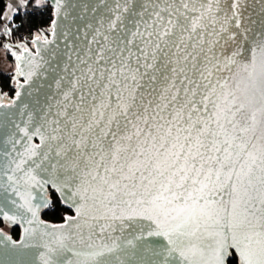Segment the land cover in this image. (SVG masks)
Returning a JSON list of instances; mask_svg holds the SVG:
<instances>
[{
    "label": "snow or ice",
    "instance_id": "6c2138e0",
    "mask_svg": "<svg viewBox=\"0 0 264 264\" xmlns=\"http://www.w3.org/2000/svg\"><path fill=\"white\" fill-rule=\"evenodd\" d=\"M221 4L145 0L138 14L148 19L113 46L109 34L122 30L133 7L116 0L105 45L91 63L81 61L87 70L41 134L48 147L41 163L80 179L77 216L106 221L101 233L116 231L118 221L121 236L109 233L81 251L65 225L41 233L39 245L28 242L36 230L25 229L20 246L41 247L40 264H224L228 248L240 264H264V33L251 59L238 64L245 0ZM233 66L239 71L213 83ZM72 92L79 101L70 112ZM18 207L36 216L28 200Z\"/></svg>",
    "mask_w": 264,
    "mask_h": 264
},
{
    "label": "water",
    "instance_id": "95a60500",
    "mask_svg": "<svg viewBox=\"0 0 264 264\" xmlns=\"http://www.w3.org/2000/svg\"><path fill=\"white\" fill-rule=\"evenodd\" d=\"M45 1L53 11L49 26L38 29L24 41H7L13 50L14 66L12 64V68L6 71L13 72L10 86L14 87V94L11 98H5L0 93V208L3 209L0 220L10 227H18L20 236L14 239L0 232V264H40L41 247L20 246V242L26 238L25 229L36 230V239H29L28 242L39 245L41 233L52 232L54 228L65 225L64 232L73 238L75 247L81 251H87L89 242L102 243L109 233L113 237L121 236L118 221L116 231L109 229L101 233V227H107L106 221L97 222L77 216V208L83 203L78 191L80 179L63 169L53 171L48 161L41 163L43 154L48 151L47 142H41V134L47 135L51 131V122L60 119L59 114L68 103L64 98L65 93L72 90V84L81 77L82 70H87L86 63L81 61L91 63L90 57L94 58L96 52L105 45L104 34H107L106 26L112 17L110 10L116 0H61L59 6L55 0ZM226 2L222 0L221 6ZM144 3L145 0H131L133 7L125 14L122 30L109 34L113 46L118 38L128 39L137 23L143 25L144 20L148 19L147 14L143 20L138 14L143 11ZM242 12L243 24L248 32L247 39L239 42V55L235 57L240 65L251 59V49L256 47L257 40L264 33V0H245ZM102 21L105 25L103 28ZM97 29L101 34H97ZM233 50H236V45L224 51L227 56H231ZM259 55L257 52L258 59ZM17 65L20 75H17ZM237 71L239 69L233 66L232 72L224 69L211 79L215 83L217 76L231 77ZM196 99L199 101L200 96ZM69 100L72 101L68 108L71 112L74 111L73 105L79 101V93L72 92ZM209 111H212L211 106ZM37 129L40 131L37 132ZM25 130L28 135H25ZM33 152L36 154L33 155ZM9 176L13 177L15 183L8 180ZM30 177H35V180ZM49 193H53L61 206L71 212L64 216L61 223L52 224L41 219V213L52 204ZM224 198H228L226 194ZM25 200L31 203L36 212L35 217L25 208L18 207ZM4 213L15 216V221L5 220ZM141 223L145 226L149 224L148 221ZM161 243L164 242L161 240ZM14 244L17 246L13 247ZM226 251L224 264L228 263L232 252L240 260L235 248ZM65 256L68 260L76 259L70 252L65 253Z\"/></svg>",
    "mask_w": 264,
    "mask_h": 264
},
{
    "label": "trees",
    "instance_id": "16d2710c",
    "mask_svg": "<svg viewBox=\"0 0 264 264\" xmlns=\"http://www.w3.org/2000/svg\"><path fill=\"white\" fill-rule=\"evenodd\" d=\"M7 0H0V21L3 16ZM35 0H28L27 5L16 12L13 15L10 23V34L13 41H21L23 38L33 34L35 31L41 28H47L52 21L53 11L48 4L43 6H37ZM8 59L11 60V56L7 55ZM10 79L11 75L8 72L0 71V91H10ZM69 211L61 206L56 196L53 198L52 205L47 211L41 213V219L45 222L57 224L64 220V216ZM14 238H19L20 230L17 228L13 229L11 234ZM227 264H240V260L234 252H232L228 258Z\"/></svg>",
    "mask_w": 264,
    "mask_h": 264
},
{
    "label": "crops",
    "instance_id": "0c3cea01",
    "mask_svg": "<svg viewBox=\"0 0 264 264\" xmlns=\"http://www.w3.org/2000/svg\"><path fill=\"white\" fill-rule=\"evenodd\" d=\"M26 5L21 3V0H7L6 7L3 13V16L0 21V50L3 52L7 51L2 48L4 43L11 40L10 31H9V23L15 14L20 9H23ZM7 17V18H5ZM8 45V44H7ZM9 46V45H8ZM13 52V50H12ZM4 62V61H2ZM7 63V62H6Z\"/></svg>",
    "mask_w": 264,
    "mask_h": 264
},
{
    "label": "rangeland",
    "instance_id": "374dc122",
    "mask_svg": "<svg viewBox=\"0 0 264 264\" xmlns=\"http://www.w3.org/2000/svg\"><path fill=\"white\" fill-rule=\"evenodd\" d=\"M35 4H36V2H34ZM45 4H47L46 3V1L45 0H42V3L39 5V6H43V5H45ZM37 5V4H36ZM15 14H16V12H15ZM9 31H10V29H9ZM35 32H37V31H35ZM34 32V33H35ZM11 33V32H10ZM10 36H12L11 34H10ZM30 36V35H29ZM29 36H27V37H29ZM26 39V37L25 38H23L21 41H24ZM10 41H13V38H11V40ZM15 42H18V41H15ZM20 42V41H19ZM1 47V46H0ZM2 48H4V49H6L7 51H1L0 50V71H3V72H7L6 70H10L11 68H12V64H13V66H14V62H13V54H12V49H11V47L10 46H8L7 45V43H4L3 45H2ZM7 55H10L11 56V60H9L8 59V56ZM2 61H4V62H2ZM7 62V63H6ZM8 73H10V75L12 76V74H13V72H8Z\"/></svg>",
    "mask_w": 264,
    "mask_h": 264
},
{
    "label": "flooded vegetation",
    "instance_id": "af4514ba",
    "mask_svg": "<svg viewBox=\"0 0 264 264\" xmlns=\"http://www.w3.org/2000/svg\"><path fill=\"white\" fill-rule=\"evenodd\" d=\"M31 36V35H30ZM29 36V37H30ZM11 87V86H10ZM11 90H12V92H10V91H5V92H2V91H0V93L2 94V95H5V98H11L12 96H11V94L13 93L14 94V87H11ZM54 194L53 193H49V197L52 199V202H53V198H54ZM52 205V204H51ZM68 210V209H67ZM69 211V210H68ZM69 214H71V212L69 211V213L68 214H66V215H69ZM65 215V216H66ZM14 228H17V229H19L18 227H10L9 225H7L6 223H4L2 220H0V232H2V233H4V234H6L7 236H9V237H12L11 236V234H12V232H13V229ZM7 230V231H6ZM20 230V229H19ZM12 238H14V237H12ZM14 239H18V238H14Z\"/></svg>",
    "mask_w": 264,
    "mask_h": 264
},
{
    "label": "built area",
    "instance_id": "2783aa9c",
    "mask_svg": "<svg viewBox=\"0 0 264 264\" xmlns=\"http://www.w3.org/2000/svg\"><path fill=\"white\" fill-rule=\"evenodd\" d=\"M11 96H13V93L11 94Z\"/></svg>",
    "mask_w": 264,
    "mask_h": 264
}]
</instances>
